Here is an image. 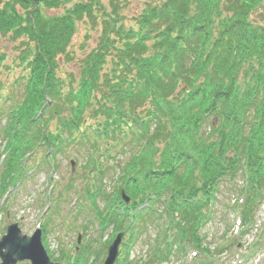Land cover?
Wrapping results in <instances>:
<instances>
[{
    "label": "trees",
    "instance_id": "trees-1",
    "mask_svg": "<svg viewBox=\"0 0 264 264\" xmlns=\"http://www.w3.org/2000/svg\"><path fill=\"white\" fill-rule=\"evenodd\" d=\"M65 1L70 0H0V35L28 42L20 58L25 74L18 79L25 98L9 113L0 109V143L8 140L0 158V192L20 182L27 159L38 151L56 168L53 160L67 143L92 137L94 147L104 145V156L124 149L122 141H141L122 175L131 201L125 204L118 188L117 206L101 225L113 217L118 234L125 221L130 228L145 214H136L137 207L162 203L165 227L175 231L166 249H173L176 238L208 259L212 253L199 250V214L189 221L188 212L196 209L191 205L213 202L218 185L242 168L249 194L240 211L245 226L263 199L264 22L252 16L264 0H146L130 25L117 0L110 11L90 0L58 16L44 14V6ZM85 17L98 23V44L79 60L78 73L60 76L61 60L72 59L68 46L77 21ZM5 59L0 52V66ZM194 177L202 184H189ZM181 209L188 212L176 218V227L170 215ZM80 260L75 256L70 264H85Z\"/></svg>",
    "mask_w": 264,
    "mask_h": 264
},
{
    "label": "rangeland",
    "instance_id": "rangeland-1",
    "mask_svg": "<svg viewBox=\"0 0 264 264\" xmlns=\"http://www.w3.org/2000/svg\"><path fill=\"white\" fill-rule=\"evenodd\" d=\"M89 1L70 0L55 7L44 6L43 12L48 16H58L71 9L75 3ZM111 1L100 0L108 11ZM117 1L122 6L121 14L124 15V22L130 25L133 24V17L143 8L146 0ZM252 17L263 23L264 8H259ZM99 34L97 22L94 24L88 17L77 21L76 31L68 46L72 59L67 62L64 57L61 60L58 73L60 76L66 77L71 73H78L79 60L96 47ZM27 48L28 42L25 39L0 35V52L6 55L5 61L0 66L2 86L0 109L4 112L9 113L25 98L24 81L18 79L25 74L20 58ZM241 79L243 81L248 78L244 76ZM139 112L141 113V110ZM4 123L5 120L0 119V128ZM210 125L209 121L205 124L207 131ZM151 127L153 128L154 124H151ZM140 134H143V131ZM7 141L5 139L0 143V158L1 153L5 152ZM140 142H132L128 145L122 141L124 149L116 147L108 150L104 156L100 155L104 145L99 144L98 147H94L92 137L89 142L67 143L63 151L58 152L53 160L56 168L43 161L45 152H36L31 159H27V167L18 180L20 182L15 186L9 185L7 190L0 192V239L6 232L7 226L12 223H18L22 235L31 236L37 229L42 228L43 244L53 260L59 264H70L75 256L80 255L82 263L90 264L94 256L91 254L88 256V253L111 243L117 235L115 228L120 224L118 220L109 217L108 225H101V218L109 213L112 206H117L115 193L121 192L122 196V189L128 187L122 177L123 171L127 165L131 166L134 155L139 154ZM164 145V141H160V147ZM93 158L96 165L92 163ZM3 166L0 168V174ZM195 178L191 179L189 184L193 185L195 182L202 184L199 177L196 180ZM246 179L247 175H244L242 168L235 177L232 179L228 177L218 185L212 197L213 202H207V206L203 202V207L198 208L200 205L197 200L198 203L194 201L195 203L191 205L196 208L194 211L186 207L191 212L181 209L178 216L176 213L170 215V219H174V225L177 227V217L180 221L188 212L191 213L189 215L191 221L194 218L193 214H199L198 220L201 219L197 234L201 245L199 250L205 251L203 249L205 247L210 256L212 253L211 257H207L208 259H205L203 254L197 255V249L192 247V243L189 242V245L179 243L176 238H173L171 243L173 249H166L165 244L172 237L169 233L174 234L175 231H168L165 227L162 218L165 212L164 204L161 203L151 206L155 211L151 216L146 213L147 209L153 210L150 206L149 208L144 206L142 209L137 207L136 214L144 211L145 214L130 228H126L129 226V221L124 222L125 234L119 253L122 260L118 263L117 259L116 264H264V192L262 201L252 212L253 223L250 228L240 223L239 211L244 208L249 197V194L243 191L247 188ZM118 188L121 190L117 192ZM1 189L0 185V191ZM91 195L96 197L97 205L94 204ZM100 211L103 215L99 213ZM158 215H161L160 218ZM133 217L134 214L131 218ZM79 235L81 239L80 243H77ZM178 235L176 233L174 237L178 238ZM124 244L127 246L125 247ZM180 248H183V253L180 252ZM165 249L169 254H164ZM104 258L105 256L101 262ZM16 264H30V262L20 261Z\"/></svg>",
    "mask_w": 264,
    "mask_h": 264
},
{
    "label": "water",
    "instance_id": "water-1",
    "mask_svg": "<svg viewBox=\"0 0 264 264\" xmlns=\"http://www.w3.org/2000/svg\"><path fill=\"white\" fill-rule=\"evenodd\" d=\"M122 195L128 202L129 198L124 191ZM123 236V232L119 233L110 245L96 251L97 263L106 253L103 264H115ZM0 258L2 259L0 264H16L23 260H28L31 264H59L50 259L42 242L41 229H37L31 236L22 235L17 223L9 225L6 234L0 239Z\"/></svg>",
    "mask_w": 264,
    "mask_h": 264
}]
</instances>
